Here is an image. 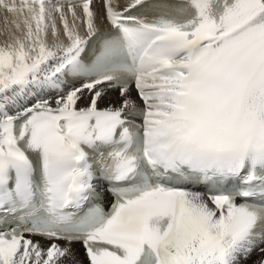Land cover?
<instances>
[{
	"label": "snow or ice",
	"instance_id": "1",
	"mask_svg": "<svg viewBox=\"0 0 264 264\" xmlns=\"http://www.w3.org/2000/svg\"><path fill=\"white\" fill-rule=\"evenodd\" d=\"M102 5L0 0V264H264V0Z\"/></svg>",
	"mask_w": 264,
	"mask_h": 264
},
{
	"label": "bare ground",
	"instance_id": "2",
	"mask_svg": "<svg viewBox=\"0 0 264 264\" xmlns=\"http://www.w3.org/2000/svg\"><path fill=\"white\" fill-rule=\"evenodd\" d=\"M120 2V6L122 7L125 3V0H119ZM93 9L94 11L97 13V25L99 28H104V27H108L109 25L107 24L106 21L102 20V16H103V5L99 2V3H95L93 5ZM3 21V20H2ZM4 39V37L2 39H0V42H2ZM133 99H135L134 97V93H131ZM109 98H106V100L104 102H102L101 106H106L107 103L111 102V103H115L118 104L119 103V97H118V93L117 92H111L109 93ZM136 100V99H135ZM34 240H39L40 243L43 246H47L48 241L45 240H40V239H36V238H32ZM61 244H63V242H60ZM72 250L75 256V260H65L63 263L64 264H75V262H79V264H88V261L85 257L83 248L81 247V245L79 244H72ZM259 253L258 252H254L250 258L249 264H251V261H254L258 258Z\"/></svg>",
	"mask_w": 264,
	"mask_h": 264
},
{
	"label": "rangeland",
	"instance_id": "3",
	"mask_svg": "<svg viewBox=\"0 0 264 264\" xmlns=\"http://www.w3.org/2000/svg\"><path fill=\"white\" fill-rule=\"evenodd\" d=\"M4 17H5V13L0 12V33L3 32L4 27H5V23H4ZM3 20V21H2ZM4 36L0 35V39H2ZM64 264V263H63Z\"/></svg>",
	"mask_w": 264,
	"mask_h": 264
}]
</instances>
